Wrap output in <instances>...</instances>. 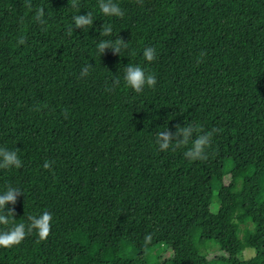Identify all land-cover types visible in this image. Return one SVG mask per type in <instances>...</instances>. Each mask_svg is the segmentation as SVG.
Here are the masks:
<instances>
[{
	"label": "trees",
	"instance_id": "1",
	"mask_svg": "<svg viewBox=\"0 0 264 264\" xmlns=\"http://www.w3.org/2000/svg\"><path fill=\"white\" fill-rule=\"evenodd\" d=\"M115 2L120 18L99 0H0V146L22 161L0 169V190L22 191L0 231L26 225L0 264H264V0ZM26 3L45 10L43 24ZM86 13L93 25L72 31ZM115 38L127 44L99 57L97 43ZM149 46L157 57L145 63ZM128 63L155 87H112ZM186 123L214 130L203 160L156 148L158 132ZM45 211L41 240L27 225ZM241 232L260 238L246 261Z\"/></svg>",
	"mask_w": 264,
	"mask_h": 264
},
{
	"label": "clouds",
	"instance_id": "2",
	"mask_svg": "<svg viewBox=\"0 0 264 264\" xmlns=\"http://www.w3.org/2000/svg\"><path fill=\"white\" fill-rule=\"evenodd\" d=\"M30 11H33L32 5L26 3ZM73 7H76L73 4ZM98 10L101 15L107 18H120L123 16V10L115 0H99ZM46 13L41 7L35 8L33 11V20L37 23L43 24ZM94 16L91 13L84 15H74L72 17V31L73 29H86L92 26ZM111 25H104L102 35L107 37L111 34ZM17 45H23L24 39L20 38L16 41ZM127 43L122 42L120 39H102L96 45V53L100 57L105 50H111L117 54L121 50V46ZM142 57L145 63L153 62L157 57V52L154 47H144L142 50ZM92 65L87 64L79 73L81 79H86L91 75ZM116 76V75H115ZM113 76V77H115ZM123 82L124 87L128 88L134 93H141L145 89L154 88L157 80L153 74L145 71V69L136 64H127L122 68V77L113 79L112 87L118 86ZM111 90V88L109 89ZM197 128L191 123H186L182 127L177 125L174 131H169L166 128L156 134L155 145L159 152H166L170 150L183 149V156L189 161L203 160L206 157L207 150L210 148L213 139V132H199ZM18 150H9L4 146H0V169L11 170L19 169L22 166V161L17 154ZM48 165L46 164L45 167ZM22 194V191L13 186H5L0 190V225H8L9 218L13 219L12 208L8 207L14 205L17 198ZM27 231L31 233L35 231L39 239L43 240L49 231L50 221L52 216L49 212L45 211L36 216H30ZM26 225L15 223L6 231H0V248H10L18 245L25 238Z\"/></svg>",
	"mask_w": 264,
	"mask_h": 264
},
{
	"label": "rangeland",
	"instance_id": "3",
	"mask_svg": "<svg viewBox=\"0 0 264 264\" xmlns=\"http://www.w3.org/2000/svg\"><path fill=\"white\" fill-rule=\"evenodd\" d=\"M123 127L126 131L131 132V124L127 119L123 120ZM261 160L264 161V154L261 157ZM250 158H245L242 161V166L241 169L243 170L249 163ZM262 183H264V177L261 180ZM148 231L146 228H141L138 230L137 235H136V241H142L143 239H145L147 237ZM187 239V236L182 235L181 236V240H185ZM259 244H260V238L257 237H250V238H246L244 236V234L241 232L239 234V240L236 242V249L237 252L239 253V258L243 261L246 260H250L252 259L257 251L259 250ZM107 245L108 247H110L112 245V239L108 238L107 240ZM212 247L210 249H208V251H212ZM77 256V254L73 253L71 254V259H74ZM154 258L151 257L150 261H153Z\"/></svg>",
	"mask_w": 264,
	"mask_h": 264
}]
</instances>
